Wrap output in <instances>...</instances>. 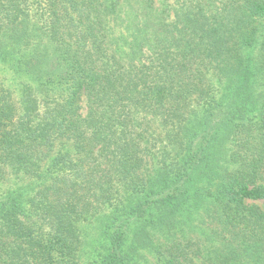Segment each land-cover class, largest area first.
Listing matches in <instances>:
<instances>
[{
  "label": "trees",
  "instance_id": "16d2710c",
  "mask_svg": "<svg viewBox=\"0 0 264 264\" xmlns=\"http://www.w3.org/2000/svg\"><path fill=\"white\" fill-rule=\"evenodd\" d=\"M0 68V264H264V0H0Z\"/></svg>",
  "mask_w": 264,
  "mask_h": 264
},
{
  "label": "rangeland",
  "instance_id": "374dc122",
  "mask_svg": "<svg viewBox=\"0 0 264 264\" xmlns=\"http://www.w3.org/2000/svg\"><path fill=\"white\" fill-rule=\"evenodd\" d=\"M168 1L171 2V1H174V0H168ZM0 74H2L1 73V68H0ZM263 183H264V180H263ZM98 237L99 236H98L97 229H95L93 227H90V226L86 227V235H85L86 243H85L84 252H83V255H82V261L83 262L91 263L92 260L95 258L96 250H95V247H93V246L98 241V239H99ZM147 258L151 259L149 261L153 260V257H151V256L147 255Z\"/></svg>",
  "mask_w": 264,
  "mask_h": 264
}]
</instances>
